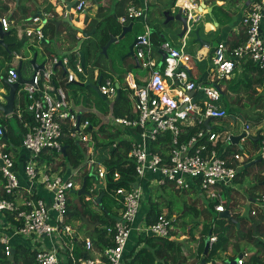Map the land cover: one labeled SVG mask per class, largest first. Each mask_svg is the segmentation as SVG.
<instances>
[{"label": "built area", "instance_id": "2783aa9c", "mask_svg": "<svg viewBox=\"0 0 264 264\" xmlns=\"http://www.w3.org/2000/svg\"><path fill=\"white\" fill-rule=\"evenodd\" d=\"M178 1L175 2V8L180 7L191 21L194 18L193 10H197V3L189 0L192 6L188 7ZM86 6L87 0H77L71 8V14L83 13ZM147 7V0H143L140 6L128 5L125 14L118 18L122 25H126L128 19L143 20V31L136 35L137 42L133 50L139 68L149 69L150 76L142 86H138L129 75L125 76L126 89L132 90L134 116L111 119L113 125L131 129L135 135L132 138L126 135L121 137L130 142L127 156L135 162L136 184L129 190H115L114 196L117 200L122 196V207L117 219L105 228L111 245L103 251H98L89 237H81L80 246L88 256L79 257L76 260L79 264H127L130 256L125 255V249L132 230L142 236L173 238L172 219L165 213H161L154 223L146 224L143 220L136 223L144 199V183L146 186L170 184L176 190L199 192L208 200L214 201L216 212H224L226 208L223 193L231 191L236 184L238 169L250 158L243 159L238 151L223 156L222 153L231 143L230 136L233 134L215 131V125H212L211 121H221L228 117L221 101L220 81L233 78L236 65L250 62L264 71V0L253 1L241 17L244 40L230 48L225 43L218 42L213 48L208 82H199L191 77L189 62L192 59L200 61L202 58L198 54L193 56L187 50L184 37L181 38L179 46L165 39L158 44V50L165 56L161 64L162 70L156 69V60L151 55L154 46L152 30L146 23ZM63 13L65 14L64 8ZM46 14L47 17L52 16L48 12ZM43 17L44 14H41V17L36 15L32 21L42 22ZM0 27L5 32L9 31L10 21L7 17H0ZM24 34L27 39L32 38L39 44L45 39L40 26H29L24 29ZM59 61L62 65L70 66L75 73L66 72L67 83L74 80L81 82L76 75L84 74L85 68L78 53L71 57L65 55L61 59L52 55L48 62L43 63V68L34 69L30 81L19 88L27 98L25 111L33 119V125H27V131L22 135L20 143L30 155L22 169L25 185L20 183L19 167L14 154L5 150L6 143L3 138L6 128L0 124V212H9L14 219L13 225L7 227L10 231L0 232V243L5 246V254L10 256L11 235L27 239L32 243V248L36 249L35 264H63L59 251L64 249L41 246L42 237H47L50 241L53 237L63 239L62 246L69 251L72 261H75L72 249L77 244L78 235L66 222L68 195L72 189H78L82 184L81 179L76 183L74 178L87 174L102 181L100 187L93 181L85 188L89 194L84 195V199L89 201L93 208L98 204L99 190L105 187L106 168L95 157L94 141L90 134L84 133L88 122L79 120L77 125L78 115L70 112V99L66 90L55 85L52 80L53 66ZM16 68V65L7 67L5 79L8 83L17 80ZM98 91L105 95L106 99H110L116 95L117 87L111 78L105 77L101 78ZM21 115L18 108L17 116L21 118ZM206 119L209 120L207 125L204 124ZM66 123L75 128L70 132V136L87 146L86 159L79 169L69 176L62 174L60 169L53 171L51 166L37 162V157L42 152L63 150L61 136L63 125ZM195 127L197 131L186 140H181L188 128ZM250 130V122L244 120L241 132H244L245 136L240 142L250 140ZM260 136L264 137V134L260 132L256 135L258 139ZM154 147L161 150H153ZM257 153L264 162V138L260 140ZM38 188L50 193V203L37 195ZM260 201L264 206V195ZM254 213L252 210L251 214ZM215 241V235L208 236L209 247ZM62 254L64 255L63 252ZM246 256L247 252L240 255L237 264H243Z\"/></svg>", "mask_w": 264, "mask_h": 264}, {"label": "trees", "instance_id": "16d2710c", "mask_svg": "<svg viewBox=\"0 0 264 264\" xmlns=\"http://www.w3.org/2000/svg\"><path fill=\"white\" fill-rule=\"evenodd\" d=\"M4 2L1 3V9L0 10V17H2V12H6L8 10L7 2L8 1H14V9L10 13V19H15L18 22H31V19H29L31 16H33L37 12L38 1L37 0H3ZM133 2V5L140 6L142 4L139 0H113L112 3V12L110 10H107L100 4V0H92L93 4H97V13L95 16L90 17L87 14L84 15V23L86 24V27L83 29L85 32H90L92 29L95 28V32H100L101 39L100 43L98 44L99 50L102 45H104L110 35H119L121 32V27L124 26L119 23L118 18L123 16L125 14L126 5L129 4V2ZM176 0H171L170 3L167 5L168 10L170 11V8L174 5ZM230 3H234L235 0H229ZM42 4L45 5L43 11L45 12H51L52 16L48 17V20L44 22L41 29L46 32V28L50 27L51 30H53L54 21L59 16V13L56 11L55 7L49 0H42ZM63 8L61 7V12H63ZM216 9L221 10L220 6H216ZM135 20L128 19L126 21V25L130 22L134 23ZM14 24V23H13ZM39 25V26H40ZM14 26H10L9 29V37L8 40L13 42L12 46L9 48L10 51H15L18 48H20L21 42L16 41V38L12 33L14 32ZM72 30V29H71ZM62 31L60 25L57 27V32H53L50 36V38H54L56 36V33H59ZM143 31V27L141 32ZM140 32V33H141ZM72 35H76L75 31ZM70 35V36H72ZM159 32H154L151 35V38L153 41L155 37H160ZM69 36V38H70ZM45 40V39H44ZM44 40L42 42H44ZM237 43L234 42L231 44V46L236 45ZM73 46V45H72ZM71 46V47H72ZM7 54V53H6ZM74 53L69 51L68 56H73ZM98 56L96 57H102L103 55L100 54L98 51ZM7 59L11 58L10 55ZM95 63L98 62V60L94 61ZM124 62V61H123ZM59 64H55L53 66V77L55 70L58 69ZM242 67L245 68L247 73L240 72L235 73L233 78H230L228 80H221L225 83V87L221 91V101L222 96H230L229 92H237L238 90L244 91V94H246V98L251 101V104L254 106H258L259 108L264 109V101H262L263 95L259 94L255 97L252 96V94H249L251 91L255 92L256 87L264 86L263 80H264V71L259 70L256 68L252 63L247 62L242 64ZM66 74V73H65ZM64 74V77H65ZM252 74L257 76V78H252ZM103 76V75H102ZM106 76H103L105 78ZM120 77V76H119ZM118 77V80H119ZM63 78V76H62ZM119 80V96L117 98H113L110 100L109 107L111 108L112 117H123V116H134V112L130 111L133 104H131L130 99L127 95V89H126V82ZM71 83H68L70 85ZM123 85H125L123 89ZM223 85V84H221ZM80 94L82 97V101L87 102L83 103V106L88 105V97L90 95V92H93L94 90L90 88L88 85H80ZM87 89V90H85ZM249 91V92H248ZM241 100V98H238L237 101H235L237 104ZM103 101V100H102ZM107 102V101H105ZM223 102V101H222ZM27 98L23 94L20 100V110H21V118L17 116V111H14L10 117H2L0 118V124L5 126L6 128V135L3 138V141L6 143L5 150L14 152L15 148L20 146L22 135H24L27 131V125H33V119L28 113L25 111V107L27 105ZM224 103V102H223ZM226 104H224L225 106ZM227 112L232 113L235 116H241L243 117V114L240 112L239 107L230 105V108H227L225 106ZM80 122L87 121L88 125L84 129V133L90 134L92 140L94 141V149H95V157L102 162V164L106 168V175H105V187L101 188L98 192V204L96 206L97 210L93 211L95 208L88 207L84 203L89 201H86L84 199V195L77 196L76 193H74L77 196V200L74 202V204H71L68 200V210L66 214V222L70 223L71 221H79L81 222V217L84 216L88 219V221L92 223H97V225L94 227V229H90L87 225L81 226L78 225V229H81V227H87L89 231V238L93 243V246L98 251H103L107 246L111 245L110 237L106 235L105 228L108 225H111L118 217V213L120 208L122 207L121 199L122 196H119V200H117L114 196L115 190L118 188H123L125 190H129L134 184H136V172H135V162L131 158L127 156V153L130 148V142L122 139L121 133L122 129L117 125H111L110 119L105 121L101 120L100 117L96 116L93 112L88 110L87 108H84L80 110V113L78 114ZM261 113L258 115V118L256 119V122H258L261 118ZM110 117V118H112ZM14 119L17 123V131L13 126H11L10 121ZM215 131H223L225 132L226 129L224 126L215 127ZM221 128V129H220ZM75 128L66 124L62 128V136H61V142L63 146V150L60 152L57 151H49L48 153L42 152L37 157L38 164H45L48 166H51L50 168L54 171L59 168L62 169H73L81 165V163L86 159V150L87 146L84 142H81L79 140H75L70 136V132L74 131ZM198 129L195 128H188L187 132L181 136V140H186L188 137H190L195 131ZM168 137V135H167ZM261 137L259 139H256V137H251L252 140H249L252 142L253 146L258 149L259 143ZM168 140V138H166ZM220 141L218 140L217 143ZM115 144V145H113ZM157 146V144H155ZM219 144H217L218 146ZM153 150H161L159 147H154ZM240 153V148L237 145L229 144L225 151L222 153L223 156L229 155L235 152ZM259 158V157H258ZM256 158V159H258ZM252 159L249 158L247 161H245L241 168L238 169L236 174L235 182H239L242 177L245 175H248L252 168L254 166H262L264 169V162L261 160L260 162H255L251 165H247L248 162H250ZM92 175L82 174L80 179L83 181L85 179V188H88L89 185L92 183L90 182ZM259 184H261L259 186ZM145 186V185H144ZM169 186L173 187L169 184ZM262 189L264 194V170L262 174V178L258 183L253 184L250 188V197L255 198L253 195H251L252 190L256 189ZM233 189V188H232ZM174 191L180 192V190L173 189ZM185 193L186 191H183ZM253 194V193H252ZM109 199L114 200V205L110 204L108 201ZM251 199V198H250ZM205 201L203 203V206L197 208L195 205L187 204L186 201L184 202V213H192L194 218H198L199 215L203 216V223H202V231L201 236L199 239L198 244V256L201 258L204 250V239L207 238L209 235L213 234L216 236V241L211 244V246L208 248V251L204 257V263L207 264L209 260L213 259L212 257H215L218 252H224L228 248V245L230 241L234 240V247L236 249V254L234 255H244L245 251L243 248L239 246L240 241H246L247 243L253 244L252 246H255L257 250H261L264 252V207L262 208L260 213L256 214V211L254 214H251L255 217V219L252 221V223L248 222L250 225L247 227L245 226V222L242 220V218L237 215L233 214V212L230 210L231 206V193L229 191L223 193V202L225 205L226 210L230 212V215L232 219L225 218L224 216H220V213L223 212H216L214 209V201H210L207 198H205ZM149 208L144 216V222L146 224L154 223L158 216L161 214V208L159 206L158 197L157 200H148ZM253 210V209H252ZM251 210V211H252ZM2 215H5L8 220H10L12 223L14 222L13 215H11L9 212H0ZM168 218L172 219V213L168 212L165 213ZM256 214V215H255ZM178 218L172 219V225L175 226V224L178 221ZM196 220V219H195ZM195 224L192 225L190 233H189V239L193 238L192 231L195 226L199 225V222H194ZM4 224L2 221H0V232L3 229ZM183 225V223H181ZM238 226L237 230L234 229ZM184 227H186L184 225ZM235 227V228H234ZM9 229V228H8ZM6 229V230H8ZM4 230V229H3ZM174 234V231H171ZM140 242H144L143 246H141L132 256H130V260L127 262V264H185V259L182 257V249H181V243L175 241L174 239H169L166 237H160V236H153V235H146L143 236L140 240ZM139 242V243H140ZM4 244L0 243V264H35V254L36 249L35 248H29L27 246L19 244L14 249V254L11 256L12 259H10V256L5 254L4 251ZM62 252L66 255L65 264H79L78 261H76L79 257H87L88 253L85 252L80 244H75L74 248L72 249V255L73 258H75V261H72V259L69 256V251L63 250ZM235 257L227 255L226 260L232 261ZM201 261V259H200ZM197 264H201L197 261ZM214 264V263H211ZM243 264H264V257L259 255L258 252H254L251 255H248L245 257Z\"/></svg>", "mask_w": 264, "mask_h": 264}, {"label": "crops", "instance_id": "0c3cea01", "mask_svg": "<svg viewBox=\"0 0 264 264\" xmlns=\"http://www.w3.org/2000/svg\"><path fill=\"white\" fill-rule=\"evenodd\" d=\"M38 2V9L37 12L40 11L42 16L44 14L45 17V21L46 22L48 20L47 14L45 11H43L45 5L42 4V0H37ZM51 2V4H53V6L55 7L56 11L59 13V16L55 19V23L53 26V30H51L50 27H47L46 32H44L45 35V40L44 42H41L40 44L35 42L32 38L27 39V37L24 34V29L29 27V26H39L40 24H43V22H33L32 18L34 16L37 15V12L31 16L29 19H31V22L29 23H24L21 21H17V20H13L10 19V13L12 12V10L14 9V1H8L7 2V6H8V10L5 12H2V16H5L9 19L10 21V26H14V32L12 33V35L15 36L16 41H20L21 45L20 48H18L15 51H10V47L12 46L13 42H11L10 40H8L9 35L4 36V44L5 45H1L0 44V91H5V87L4 85H2L1 83V77H5V71L7 69L8 66L10 65H16V67L20 64V74L21 77L26 80V81H30V78L33 74L34 71V67L33 64L30 62L32 58L35 59V63L36 64H43L49 61V57L51 58L52 55L57 56L59 59L63 58L65 55L69 54V51H71V46L73 45L71 39L69 38L70 35H72L74 33L73 30H71V28L66 24V23H61L60 27L62 29V31H60L59 33H56V36L54 38H50L51 34L53 32H57V26H56V22L58 20H61L64 18L65 14L63 12H61V7H65V4L62 3L61 0H49ZM141 2H143V0H139ZM171 0H147V4H148V9H147V13H146V23L148 24V26L150 27V29L154 32H161L160 37H155L152 43H153V48H152V57L156 60V69L162 70V62L160 64L161 58H162V53H159L158 50V44L164 40L167 39L169 35L166 34V32L162 29H160L162 26L164 27H168V29L170 28L171 31H173V33H171L170 35V43L173 45H178L180 43L181 38L184 37L186 44L188 43V40L192 46V51H190V53L195 56V55H200L201 56V60L200 61H196L194 59H192L193 63L195 66H200L202 68L207 67L206 65H208V63H210V58L212 55V50L213 48L216 46V44L218 42H223L226 44V46L228 48L233 47L231 46L232 43L236 42L237 44L240 43L242 40H244L245 38V33H244V27L241 24V17L243 16V14L246 12V10L248 9V7L250 6V4L255 1V0H235V2L230 3L229 0H193L194 2L197 3V9L200 6L201 2H204L206 7L213 5V9H212V17L208 16L207 14H205V12L207 11L206 8L204 7L202 9V12H200L199 10L197 11V14H199L200 20L197 22L199 25V35L202 39L204 40H208L207 38L210 34L217 37V42L216 44L212 43V46H206V45H199L197 42H193L191 40V38H189L188 35H184L182 37H179V32L181 29L180 24H178L176 21H170L167 23H164L165 19H166V15H164V12L166 10H168L167 5L170 3ZM3 0H0V10L1 9V3H3ZM112 3L113 0H100V2L98 4H100L101 6H103L104 8H106L107 10H112ZM179 4L185 3L188 7H191V3L189 2V0H179L178 1ZM133 4V2H129V4L126 5V7L128 5ZM216 6H220L221 10L216 9ZM97 4H93L92 0H87V6L84 10L83 13H73L70 14V19L72 21V23L82 29H84L86 27V24L84 23V15L87 14L90 17H93L96 15L97 13ZM89 9H91V11H89ZM178 8H175V3L174 5L170 8V11L172 14H175L177 12ZM112 12V11H111ZM49 14H52L51 12H48ZM138 21L136 30H135V36L137 34H139L142 30L143 27V20L138 19L136 20ZM214 21L216 22V24L214 23ZM14 23V24H13ZM9 32V31H7ZM9 34V33H8ZM77 37H81V34L79 32H76ZM100 39H101V35L98 32H94V34L91 37H87L85 38V40L82 42L81 44V50L84 51V63H82V65L85 68V72L84 74H77L76 78L81 80V82L79 81V83H88V84H95L98 80L99 77H109L111 78L115 83L118 82V86H119V80H121V82L123 81V76L125 77L126 75H129V77L131 79H133L138 86H142L144 85V83L146 82V80L149 78L150 76V70L146 69V68H139L136 59H134L132 56H126L125 53L128 52V46L127 45H123L122 46H118L113 50V57H114V53L117 55H122L124 54L125 56H123L121 58V63H119L118 65H116V68H122L124 70V73L122 75H118V71H116V69L113 66V63L111 61L110 65L107 61V59L104 58V56L102 57H96L98 56V43H100ZM131 43V42H130ZM236 44V45H237ZM76 45V44H75ZM235 46V45H234ZM74 47V46H73ZM111 47V46H110ZM109 47V48H110ZM126 48V49H125ZM79 50V49H78ZM108 51V50H107ZM10 55L11 54V58L7 59L8 56H6L7 54ZM24 53H27V55L24 56ZM79 52H75V54ZM108 54V52H107ZM17 56H19V58H17ZM116 56V55H115ZM80 57V55H79ZM127 58V60H126ZM132 59V61H130V59ZM208 58V59H207ZM109 59V56H108ZM98 60L97 63H95L94 61ZM208 60V62H207ZM124 61V62H123ZM191 70H190V75L193 79H195L196 81L199 82H208V75H202L199 79L193 77L192 71H193V67L191 66ZM71 69L70 66H58V69L55 70L54 73V77L52 75V80L54 81L55 85L57 86H61V87H65L64 90H66L69 99H70V112L74 113L76 115H78L80 113V108H78V106H75V104L79 103L80 101H82V97L80 94V86L78 83H74V82H70L71 84L68 85V83L65 81V77L64 74L66 72H68ZM245 72L247 73V71L245 70V68L242 67V63L236 65L235 68V72L240 73V72ZM103 75V76H102ZM235 75V73H234ZM63 76V78H62ZM120 76V77H119ZM119 77V80H118ZM252 78H257V76H255L254 74H252ZM125 80V78H124ZM76 82H78V80H74ZM264 83V80H263ZM26 84V83H25ZM222 89L225 87L224 85H221ZM125 85H123V89H124ZM264 86H260V87H256L257 88H261L263 89ZM5 88V89H4ZM120 89V86H119ZM87 90V89H85ZM127 95L130 99L131 104H133L132 108L130 111H134V99L132 96V90H128L127 89ZM242 92V91H241ZM244 92V91H243ZM230 95L232 96H236L234 92H229ZM234 93V94H232ZM262 94V93H261ZM23 93L18 90L16 97H15V102H14V111H17L19 108V103L21 100ZM73 99V101H71V97ZM119 96V95H118ZM117 93L114 97L107 99L106 104L109 105L110 100H112L113 98H117ZM77 97V99L75 98ZM238 99V98H237ZM237 99L235 101H237ZM85 101V100H84ZM85 105L87 104V102H84ZM241 101V100H240ZM239 101V102H240ZM233 104V103H232ZM234 106L237 105V103L235 102V104H233ZM263 108L260 109H255L253 110L254 112H258L261 113L263 112ZM21 111V110H20ZM5 115L0 112V118L4 117ZM10 115H7L6 117H10ZM79 117V116H78ZM113 118V117H112ZM110 122H111V119ZM108 119V120H109ZM102 120V118H101ZM230 121H232V119L230 118ZM68 124V123H66ZM64 124V125H66ZM231 123L229 122V125ZM63 125V126H64ZM111 125H113V123H111ZM119 126V125H117ZM122 129V136H129V137H133L135 136L133 133V130L128 129V128H123L120 127ZM261 130V129H260ZM260 130L258 133H260ZM252 135V133H251ZM258 135V134H257ZM253 136V135H252ZM15 156V159L17 161V165L19 167L18 169V174H19V179H20V183L21 184H26L25 183V179H24V174H23V165L28 161L29 159V153L27 150H25L24 148H22L21 146H19L18 148L16 147L14 152H12ZM84 162V161H83ZM83 162L81 163V165L83 164ZM61 170V173L64 174L65 176H69L70 174H72L74 172V170L79 169V166L73 169H62L59 168ZM58 169V170H59ZM75 182L78 183L77 181V177L74 178ZM75 183V184H76ZM238 183V182H237ZM78 185V184H76ZM144 199L141 203V206L139 208V212H138V216H137V220L136 223H140L141 220L144 221V216L146 214V212L148 211L149 208V203L148 200L150 201V199L152 200H157V197L155 198L152 191L153 188L152 185L148 184V186H146L147 184L144 183ZM157 188H159L161 191L162 190H167V191H174L173 187L169 186V184H166L164 186H158ZM37 195L41 196L47 203L51 202V195L50 193H48L46 190L42 189V188H38L36 190ZM72 193V192H70ZM74 194V193H73ZM198 195L199 192H198ZM165 195H163V193H160V195L158 196V202L159 206L161 208V213H168L171 212L172 213V219L173 218H177L178 216L182 215V213H179L180 215H178L175 210H173V199L174 197L167 199L164 197ZM183 201H185V199H183ZM97 208H95L93 211H96ZM199 222V225L195 226L193 231H192V235L193 238L189 239V233L191 230V227L193 224H195L194 222ZM0 221H2V223L4 224L2 227L5 229H8L7 227H10L13 225V223L7 219V217L5 215H2L0 213ZM203 217L201 218H192L191 222L189 221L187 224H185L186 227H183V231L180 232L179 234H174L173 238L175 241L180 242L181 243V249H182V253L183 255H187V262L188 264H197V261L200 263V257L198 256V244H199V239L201 236V229H202V223H203ZM90 222V221H89ZM92 223V222H90ZM76 231V234L78 235V241L77 244H81V240L83 237H88L89 235V231L86 230L85 232L82 229H78L76 228L78 225L81 224V222L79 221H71L69 223ZM178 225H181V222L177 221ZM85 225V224H83ZM81 225V226H83ZM88 226V225H87ZM89 227V226H88ZM91 229V228H90ZM189 232H188V231ZM5 231V230H3ZM10 231V228L7 230ZM85 234L83 236V233ZM6 232V231H5ZM87 233V234H86ZM82 237V238H81ZM143 236L138 234L137 232H135V230H132L130 237L128 239L127 242V246L125 249V255H127V257L132 256L141 246H143L144 242H140L139 240L142 238ZM64 240L60 239L59 237H53V239L50 241L47 239V237H42V240L40 241L42 244L41 246H44L45 248H50V247H55V248H64L63 243ZM140 242V243H139ZM246 241H242V243H244ZM239 244V246L241 248H243V250L247 249L245 247V245ZM247 243V242H246ZM19 244L27 246V247H31L32 248V243H30V241H28L27 239H23L21 237H18L16 235H11L10 237V245L12 247L13 250V254H14V249L16 246H18ZM36 245V244H35ZM184 245V246H183ZM189 247V250L187 251ZM230 249H226V251L222 252H218L216 254L215 257H212L213 259L209 260L211 263L214 264H231V261L226 260L227 255L238 258L239 256L234 255L236 254V249L235 247H231L229 246ZM250 248V247H249ZM60 250V249H59ZM247 250H251V249H247ZM62 253V249L59 251V257L62 260V263L64 261V257H66L65 253L64 255L61 254ZM254 251H250L249 254H253ZM223 254V255H222ZM217 257H219V259H217ZM222 257V258H221ZM234 258V259H235ZM185 259V258H184ZM233 259V260H234ZM232 260V261H233ZM186 264V263H185Z\"/></svg>", "mask_w": 264, "mask_h": 264}, {"label": "rangeland", "instance_id": "374dc122", "mask_svg": "<svg viewBox=\"0 0 264 264\" xmlns=\"http://www.w3.org/2000/svg\"><path fill=\"white\" fill-rule=\"evenodd\" d=\"M191 1L194 2L193 0H191ZM89 11H91V9H89ZM200 12H202V10ZM137 24H138V21L135 20L133 23V28H132L131 32L127 33L123 39L124 45L128 46L130 44V42L135 38V30H136ZM160 29L164 30L166 32V34L169 35L168 38H170L171 33H173V31H171L170 28L168 29V27L162 26ZM159 33L161 34V32H159ZM91 36L92 35L88 36V38ZM168 38L165 40L171 42L170 39H168ZM189 38H191V40L194 42V35L193 34H191ZM207 38L209 39L210 42H212L213 44H216V42H217L216 38L217 37L210 34ZM190 42L188 40L187 50L193 52L191 50L192 46H191ZM179 44L176 46H179ZM116 46H117V44L113 43L111 45V47L108 48L107 52H108L109 59L113 63L114 68L116 69V71H118V74L116 75V76H118V75H122L124 73V70L122 68L117 69L116 65L121 63V58L125 55L122 54L120 56V55H117L114 53V57H113V50L116 48ZM98 50H99V48H98ZM159 53L161 54L162 52L159 51ZM25 55H27V53H24V56ZM126 60H127V58H126ZM130 61H132V59H130ZM207 62H208V60H207ZM190 64L193 67V71H192L193 77L199 79L202 75L210 74V71H211L210 63H208V65H206L207 67H204V68H202L200 66H195L192 60L189 62V65ZM69 71L72 72L73 74H75L72 69H70ZM220 84L224 85L225 83L223 81H220ZM241 91L238 90L237 92H234V93H236L235 94L236 96H232V95L227 96V94L225 96H222V101L224 102L223 104H226L225 106H227V108H230V105L232 106V103L235 104V100L237 98H241V101L238 102V104L236 106L239 107L240 112L243 114V117H237L236 125L232 124V122L230 125L229 124L227 125V122H225V119L221 120V121H211V124L215 125V127H218V128L220 126H224L227 132H229L233 135H238V134L242 133L241 132L242 126L244 124V120H246V121H249L251 124V130L250 131H251L253 137H256V135L258 134L260 129H261L260 132L262 134H264V110H263V112H261L262 116H261L260 120L258 122H256V119L258 118V115L260 113L254 112L253 110L260 109V108L258 106H255V105L253 106L251 104V101H249L246 98V94H244V92H241ZM234 93H232V94H234ZM261 93L263 95L262 101H264V87H263V89L257 88L255 92L251 91L249 94H252V96L255 97ZM75 98L77 99V97H75ZM71 101H73L72 97H71ZM75 106H78V108H80L81 110L84 108H87L88 110L93 112L96 116L102 118V120H105V121H107L110 117H112V112H111V108L109 107V105L106 104L105 100L102 101L100 99V97L94 91L90 92V95L88 97V105L87 106H83V101H80L79 103L75 104ZM10 124H11V126H13L15 128L16 131L18 130L17 129V123L14 119H12L10 121ZM215 127H214V130H216ZM240 144L242 145V149L239 146L238 147L241 150L240 154H241L243 159H247L248 157H250L252 160H254V159L259 157V154L257 153V148H255L253 146L252 142H250L249 140H245L244 142L243 141L240 142ZM263 170L264 169L262 166H259V167L254 166V168H252L250 173H248V175H245L244 177H242L238 183L236 182L233 189H231V191H230V193H231L230 210L233 212V214L239 215L242 218V220L247 221V222H245L246 227L248 225H250L248 222L252 223V221L255 219V217H257V216L251 215V210L253 209L254 211H256V214H257V213H260L262 208L264 207L263 203L260 201L261 197L264 195L262 189L259 188L256 190H252L253 194L251 193V195H253L255 198H253V197H250L251 199L249 198V196H250L249 195L250 194L249 188L253 184L258 183L261 180ZM77 181L78 182L80 181V177H77ZM93 181L95 183H97L98 187H100V185H102V181L97 180L92 175L90 182L92 183ZM260 185L261 184H259V186ZM152 187H154L152 193H153L155 198L158 197L160 195V193H163V195H165L164 197L167 199L174 197L173 203H172L173 204V210H175V212L178 215H180L179 213L183 212V214L180 215L178 218V221L183 223V225H178V224H175V226L172 225L174 234L175 233L179 234L180 232H182L184 230L183 229L184 225L187 224L189 221L191 222V220L193 218V214L191 212L190 213H188V212L184 213L183 199H185L187 204L195 205L197 208L203 206V203L206 202L204 195H198V193L196 191H186L185 193H183L182 191H180V192L177 191V192L172 193V191H167V190L161 191L159 188H157L158 186H152ZM68 197H69V201L71 204H74V202L77 200V196L73 193H69ZM108 202L112 205L115 204L113 199H109ZM84 204L88 207H91L90 203H88V202H85ZM201 217H203V216L199 215V218H201ZM76 228H78V226ZM237 228H238V226H236V228L234 230L236 231ZM3 229L6 230L5 228H3ZM81 229L84 232L86 230H88L86 226L81 227ZM83 231H82V233H83ZM84 235L85 234L83 233V236ZM241 243H242V241L239 242V244H241ZM242 245H245V247L247 249H251V250H247V249L244 250L245 252L248 253V255H250L249 254L250 251H254V252H258L259 255L264 257V252H262L261 250H257V248L255 246H252L253 244L244 242V243H242ZM229 246L234 247V240L233 239L230 241V243L228 245V249H230ZM188 250H189V247H188L187 251ZM182 257L185 258L184 263L188 264V262H187L188 256L183 255V253H182ZM217 259H219V257H217ZM65 260H66V258L64 257L63 264L67 263V262H65Z\"/></svg>", "mask_w": 264, "mask_h": 264}, {"label": "water", "instance_id": "95a60500", "mask_svg": "<svg viewBox=\"0 0 264 264\" xmlns=\"http://www.w3.org/2000/svg\"><path fill=\"white\" fill-rule=\"evenodd\" d=\"M62 3L65 4V16L63 19L61 20H58L56 22V26L58 27V25H60L61 23H66L73 31L76 32H79L81 34V37H77V35H72L70 36V39L73 43V46L71 48V51L70 52H73L75 53L76 51L79 52V55H80V59H81V62L84 63V51L81 50V44L82 42L85 40V38H87L88 36L90 35H93L94 32H95V28L92 29L90 32H85L83 31L82 28L74 25L70 19V12H71V8L73 7V5L77 2V0H61ZM206 8V12L205 14H207L208 16L212 17V9H213V5H210L208 7H206L205 3L204 2H201L200 3V6L198 7L197 10H193V15H194V18L189 21L188 18H187V15L183 12V10L181 8H178L177 9V12L175 14H172L171 11L169 10H166L164 12V15H166V19L164 21V23H167V22H170V21H176L178 24H180L181 26V29H180V32H179V37H182L184 36L185 34L188 35L190 37L191 34L194 35V42H197L199 45H206V46H212V42L208 41V40H204L200 37L199 35V25H198V21L200 20V17H199V14H197L196 11H201L203 8ZM37 15L41 17V12L38 11L37 12ZM45 19L42 18V22L44 23ZM214 23L216 24V22L214 21ZM190 25V28L188 29V26ZM42 27V25H40V28ZM133 28V23L130 22L128 23L127 25H124L121 27V32L119 35H110L109 36V39L108 41L102 45L100 47V54H102L104 56L105 59H107L109 65L111 63V60L108 59V54H107V50L108 48L114 43V44H117L116 47L118 46H122L123 45V39L125 37V35L129 32H131ZM8 35V32H5L1 29L0 27V44L1 45H5L4 44V36ZM137 42V38L135 36V38L131 41V43L129 44L128 46V52L126 53V56H132L134 59L135 56H134V50H133V47H134V44ZM76 44V45H75ZM79 49V50H78ZM164 54L162 55V58H161V61H160V64L161 62L163 61V58H164ZM32 64H33V67L34 69H37V68H43V64H36L35 63V59L32 58L31 61H30ZM60 66H62L61 62L59 61L58 63ZM16 71H17V74H18V78L15 82L13 83H8L5 79V77H1V84L4 85V88L5 91H0V112H2L5 116L7 115H10L14 112V102H15V97H16V94L19 90V88L21 87V85H24L25 83H28L29 81H26L24 80L22 77H21V74H20V64L17 66L16 68ZM100 80H101V77L98 78L97 82L95 84H88L87 82L86 83H79V82H76V81H73L74 83H78L80 85H88L90 88H92L94 90V92L100 97L101 100H107L105 95L101 94L99 91H98V84L100 83ZM116 87H117V96L119 95V86H118V82L115 83ZM231 119H232V124H235L236 123V120L237 118L232 115L231 116ZM208 119H206L204 121V124L207 125L208 123ZM79 123V117H77V125ZM245 136V133L242 132L238 135H231L230 136V141H231V144H234V145H237L239 146L241 149H242V145L240 144V140L242 137ZM250 140L251 139V136L249 137ZM256 139H258V137H256ZM261 159L258 158V159H254V160H251L250 162L247 163V165H251L255 162H260ZM85 179H83L82 181V184L81 186L78 188V189H72L71 192L72 193H76L77 196H80V195H86V194H89V192L85 189ZM254 200V199H253ZM99 202V201H98ZM220 216H224L225 218H228V219H232L231 215H230V212L228 210L224 211L223 213H220ZM81 225L85 224V225H88L91 229H94V227L97 225V223H90L88 221V219L84 216L81 217ZM188 231V230H187ZM189 232V231H188ZM208 247H209V243H208V237L204 239V250H203V254H202V257H201V261L200 263L203 264L204 263V257L208 251ZM13 255V250L11 249V254H10V259H12V256ZM231 264H237V258L234 259L233 261L230 262Z\"/></svg>", "mask_w": 264, "mask_h": 264}, {"label": "flooded vegetation", "instance_id": "af4514ba", "mask_svg": "<svg viewBox=\"0 0 264 264\" xmlns=\"http://www.w3.org/2000/svg\"><path fill=\"white\" fill-rule=\"evenodd\" d=\"M233 114L232 113H229L228 112V117L225 119V122H227V125L229 124V122L231 123L232 121H230V118H231V116H232ZM237 121V120H236ZM235 125H236V123H235Z\"/></svg>", "mask_w": 264, "mask_h": 264}, {"label": "clouds", "instance_id": "9594fccd", "mask_svg": "<svg viewBox=\"0 0 264 264\" xmlns=\"http://www.w3.org/2000/svg\"><path fill=\"white\" fill-rule=\"evenodd\" d=\"M180 8V7H179ZM70 14H71V12H70Z\"/></svg>", "mask_w": 264, "mask_h": 264}]
</instances>
